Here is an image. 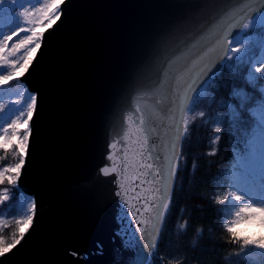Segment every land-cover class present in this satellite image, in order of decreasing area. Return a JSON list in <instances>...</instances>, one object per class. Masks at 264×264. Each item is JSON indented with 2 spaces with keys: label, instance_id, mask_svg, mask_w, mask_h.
Segmentation results:
<instances>
[{
  "label": "water",
  "instance_id": "obj_1",
  "mask_svg": "<svg viewBox=\"0 0 264 264\" xmlns=\"http://www.w3.org/2000/svg\"><path fill=\"white\" fill-rule=\"evenodd\" d=\"M262 3L65 0L60 18L45 30L41 48L21 77L38 93L19 179L35 198L36 215L21 244L0 257V264H126L132 253L116 235V177L100 170L111 166L110 152L120 163L122 140L129 146L127 159L139 160L132 152L143 138L141 117L154 141L150 146L166 153L182 123V98L206 62L204 54ZM165 38L164 54L137 82L139 70ZM112 142L115 149L109 148ZM125 175H137L135 162ZM139 183L129 181L128 195L122 197L133 204L130 211H143L134 195L152 196L141 190L147 184L133 193ZM138 218L150 219L148 213Z\"/></svg>",
  "mask_w": 264,
  "mask_h": 264
},
{
  "label": "snow or ice",
  "instance_id": "obj_2",
  "mask_svg": "<svg viewBox=\"0 0 264 264\" xmlns=\"http://www.w3.org/2000/svg\"><path fill=\"white\" fill-rule=\"evenodd\" d=\"M64 2L65 0H49L47 3H42V0H36V4L40 7L36 8L33 5L32 10L29 11V8L21 4L20 0H0V91H3L7 82L13 79L21 83L20 78L29 71L36 51L41 48L44 33H37L35 28L21 27V23L36 24L37 19L29 20V17H37V14L43 18L55 14V19L58 20L61 14L60 5ZM28 3L31 4V0H28ZM18 5L23 8V11L19 13L15 11ZM53 23L54 21H50L49 28ZM5 28L10 34H5L2 30ZM19 32H25V35L12 45L11 52L15 54L20 53L22 49L27 50L21 54L19 60L10 59L4 54L5 49L8 48V42ZM28 32L31 34H27ZM232 32L236 34L233 36ZM34 41H36L35 47L27 48ZM167 44L168 38H165L157 46L158 51L154 52L152 58L139 70L136 77L137 82L150 72L160 56L164 54ZM29 53L32 55L30 56ZM204 59L206 62L182 98L180 106L182 123L176 126L175 137L167 147L166 153L156 152L150 146V141L153 143L154 141L144 127L145 121L141 117L139 120L141 127L138 131L143 138L137 140L136 148L132 152V156L139 157V160L127 159L129 153L126 149L129 146L126 141L122 140L120 141L122 144L120 163H116L110 152L107 160L111 166H105L100 170L104 176L115 175L116 177L113 183L117 186L115 191L118 204L116 219L120 225L116 235L122 239L123 248L132 253L126 264H155L156 260L163 264V258L157 255L156 249L161 227L173 202L172 193L177 187V172L181 170L179 145L188 132L187 113L195 112L197 106L207 99L215 102L214 93L219 87L216 78L224 70L234 77L243 74V80L248 87L233 86L229 97L220 102V107L227 111L223 116L213 117L216 125L214 132L221 133L220 125L223 124L225 129L233 135L237 144L241 146L234 154L233 158L236 163L232 169L228 170L227 175L219 174L216 178L217 186L228 188L229 191L226 195L217 197L215 202L217 204L226 202V206L219 210L224 220H227L231 214L228 206L239 208L235 212V219L222 225L231 236L230 243L239 244L241 251L248 248L264 249V235L258 238L241 236L235 227L245 216L258 218L261 223H264V3L260 8L246 12L240 20L230 26L226 33L221 34L213 47L204 54ZM20 68L24 71H19ZM21 89L14 93L17 99L9 100L7 104L0 102V113H3L0 118L10 120L6 126L0 125L2 127L0 139L4 140L0 148L7 152L14 143L15 155L19 157L15 165L0 168V185L7 183L17 194L15 202L7 205L9 209H14L10 214L14 218L16 229L11 234L10 242L5 236L0 235V257H6L21 244L32 228L36 215L35 198L20 189L19 179L28 155L32 134L30 122L37 111L38 93L29 91L23 84H21ZM7 91L9 95L13 94L11 89ZM2 99L3 96H0V100ZM5 109H7L6 112ZM197 115L204 118L206 113L199 111ZM194 121L195 117H193V123ZM9 130H11V136H9ZM219 140L220 136L216 135L213 143H218ZM109 148L115 149L116 142L110 143ZM214 154L215 148L209 155ZM145 160L149 162L145 163ZM134 162L137 175L129 177L125 174L130 167H133ZM140 169H145V171H140ZM141 177H150V179H141ZM136 180L140 183L132 188L133 193H136L137 188H141L144 184H147L148 188H141V190L152 193L150 200L147 196L143 198L138 194L133 196V199L141 204L143 211L139 208L130 211L133 204L128 199L122 198L128 195L126 185L129 181L135 182ZM10 199L9 189L3 188L0 191V205H5ZM138 213L141 216L148 213L150 219L141 221ZM4 215L3 209H0V217ZM150 221H155V223L151 224V231H148L147 226ZM5 223L6 221L0 219V225ZM186 227L187 222L181 225L182 229ZM73 255L76 254L73 253ZM260 255L264 256V253Z\"/></svg>",
  "mask_w": 264,
  "mask_h": 264
},
{
  "label": "trees",
  "instance_id": "obj_3",
  "mask_svg": "<svg viewBox=\"0 0 264 264\" xmlns=\"http://www.w3.org/2000/svg\"><path fill=\"white\" fill-rule=\"evenodd\" d=\"M216 79L219 87L214 93L215 102L207 99L197 106L195 112H188L189 125L182 145L181 170L177 172L173 202L165 216L156 249L157 255L163 258V264H264V256L260 255L264 249L248 248L241 251L239 244L229 242L231 236L222 225L234 220L239 208L228 206L231 214L224 220L219 210L226 206V202H215L217 197L229 191L228 188L218 187L216 178L219 174L227 175L228 170L232 169L236 163L234 154L241 146L223 124L220 125L221 133L214 132L216 125L213 117L223 116L227 111L220 107V102L229 97L233 86L248 87L243 74L234 77L224 70ZM199 111H204L206 116L200 118L197 115ZM216 135L220 136V140L213 143ZM213 148L215 154L209 155ZM15 151L14 143L7 152L0 148V168L18 163L19 157ZM3 188H8L16 199L17 194L12 186L4 183L0 185V191ZM185 222L187 227L182 229L181 225ZM235 227L241 236L258 238L264 235V227L257 225L254 218L249 222L247 216ZM15 229L12 217L0 235L10 242ZM155 264H160L159 260Z\"/></svg>",
  "mask_w": 264,
  "mask_h": 264
},
{
  "label": "rangeland",
  "instance_id": "obj_4",
  "mask_svg": "<svg viewBox=\"0 0 264 264\" xmlns=\"http://www.w3.org/2000/svg\"><path fill=\"white\" fill-rule=\"evenodd\" d=\"M47 2H49V0H42V3H47ZM20 3L23 4L24 6L28 7L29 8V11L32 10L33 5L36 8H39L40 7L39 4H36V0H31V4L28 3V0H20ZM15 11L17 13H19V12L23 11V8L18 5L16 7ZM32 19H37L38 22L36 24L21 23V27H24L26 29L27 28H35V30H36L37 33H41L42 30L45 27V23H48L49 24L50 21H53L55 19V14L50 15L48 18L39 17V15L37 14V17H29V20H32ZM2 30L5 32V34H10V33H8V30L6 28L5 29H2ZM27 34L30 35L31 32H28ZM24 35H25V32H19L18 35L13 36L12 40L8 42V48L5 49V53L4 54H6L10 59H17V60H19L21 54L24 51L27 50V49H22L20 53H15V54H13L11 52L12 45L15 44V43H17L20 39H22L24 37ZM35 42L36 41H34L33 44L28 45L27 48L35 47ZM29 55L31 56L32 53H29ZM23 70H24L23 68H20L19 69V71H21V72ZM23 86L25 87L24 84H23ZM8 89H11L13 94L9 95L8 94V91H7ZM19 90H22L21 89V84H19V83L16 84L14 82L12 83V81L7 82V84L4 87V90L3 91H0V96H3V99L0 100V102L8 103L9 100L17 99L18 97L14 93L16 91H19ZM9 122H10V120L0 119V125H2V126H6V124L9 123ZM0 135H2V127H0ZM5 217H6V213H5V215L3 217H0V219L5 220Z\"/></svg>",
  "mask_w": 264,
  "mask_h": 264
}]
</instances>
